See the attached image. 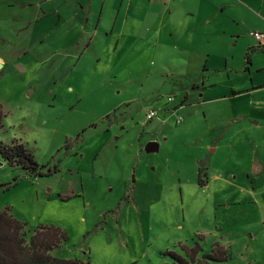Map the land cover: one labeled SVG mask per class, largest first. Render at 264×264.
I'll return each instance as SVG.
<instances>
[{
  "label": "rangeland",
  "instance_id": "374dc122",
  "mask_svg": "<svg viewBox=\"0 0 264 264\" xmlns=\"http://www.w3.org/2000/svg\"><path fill=\"white\" fill-rule=\"evenodd\" d=\"M127 10L118 46L119 34L100 33L80 59L62 62L14 56L21 44L5 37L17 31L3 30L0 18V142L24 144L51 171L28 177L0 156V186L13 184L0 192V209L25 223L29 238L40 227L66 232L53 252L60 259L172 264L170 252L200 246L201 258L231 241L232 263L260 264L264 186L256 204L245 186L226 183L248 168L251 145L264 147L254 121L225 135L232 90L251 83L247 41L231 40L233 26L172 35L145 4ZM205 51L211 57H199ZM257 63L264 53L252 56V73ZM154 108L159 115L148 122ZM150 142L159 150L148 152Z\"/></svg>",
  "mask_w": 264,
  "mask_h": 264
},
{
  "label": "crops",
  "instance_id": "0c3cea01",
  "mask_svg": "<svg viewBox=\"0 0 264 264\" xmlns=\"http://www.w3.org/2000/svg\"><path fill=\"white\" fill-rule=\"evenodd\" d=\"M138 3L145 4L150 15L157 14L161 21L160 29L166 25L167 31L172 32V35L190 31V28L193 31L202 26H207L208 31L226 32L233 26L235 31L231 40L244 37L248 48L246 54L257 48L250 32L264 33V0H0V18L4 25L1 28L7 30L5 28L9 26V30H15V33L17 31L14 36L5 37L6 43L21 44L14 56L26 58L27 61L31 52L35 53L36 58H45L46 62L76 60L92 47L94 39L100 33L107 36L119 34L116 43L118 46L128 26V20H123L120 24L123 8L126 5L128 12ZM119 24L122 27L120 31ZM91 31L93 35H90ZM245 31L248 32V37L244 36ZM37 47L44 49L39 50ZM198 53L203 59L211 57L210 51ZM256 53L263 54L264 51H254L250 63L247 62L244 69L251 74V83L244 82L241 88L233 89L230 95L234 101V110L226 123L228 128L225 135L234 125L240 126L247 121L256 122L252 133H264V112L260 111L261 101H264V76L257 77V73H264V63H257L256 73H252L250 69L252 56ZM20 69L25 71L23 67ZM263 148L261 143L254 147L251 145L248 168L243 171L242 176L236 175L226 181L231 186H245L243 193L247 195L248 201L255 200L256 204L262 194L260 188L264 186ZM232 174L235 175L234 172ZM259 218L263 226L261 237L264 239V212L260 211ZM232 244L228 241L223 245L229 250V254ZM262 256L264 259V255ZM254 262L263 264L264 261L255 259ZM230 263L242 264L232 263L231 255Z\"/></svg>",
  "mask_w": 264,
  "mask_h": 264
},
{
  "label": "trees",
  "instance_id": "16d2710c",
  "mask_svg": "<svg viewBox=\"0 0 264 264\" xmlns=\"http://www.w3.org/2000/svg\"><path fill=\"white\" fill-rule=\"evenodd\" d=\"M254 51L263 52L258 47L249 50L247 62L250 63ZM3 110L0 105V130L3 127ZM0 156L13 168H21L28 177H44L51 175V171L44 172L45 167L38 164L34 155L24 146L15 141L12 145L0 142ZM202 170L199 172V183ZM13 184L0 186L1 191H7ZM26 224L12 214L10 209H0V264H92L79 259L65 260L53 256V252L60 250L67 242L66 232L57 227H40L29 238ZM200 246L190 250L186 255L170 252L172 264H231L228 249L216 244L211 253L198 256Z\"/></svg>",
  "mask_w": 264,
  "mask_h": 264
},
{
  "label": "built area",
  "instance_id": "2783aa9c",
  "mask_svg": "<svg viewBox=\"0 0 264 264\" xmlns=\"http://www.w3.org/2000/svg\"><path fill=\"white\" fill-rule=\"evenodd\" d=\"M249 35L257 40V42H258V46L257 47L260 50H264V33L263 32H259V31H252V32H250ZM174 99H175V97L170 96L168 98V101L172 102V101H174ZM158 115H159V110L158 109H150V110H148V112L146 114V120L148 122L153 121L156 117H158Z\"/></svg>",
  "mask_w": 264,
  "mask_h": 264
},
{
  "label": "water",
  "instance_id": "95a60500",
  "mask_svg": "<svg viewBox=\"0 0 264 264\" xmlns=\"http://www.w3.org/2000/svg\"><path fill=\"white\" fill-rule=\"evenodd\" d=\"M146 150L148 152H156L159 150V144L157 142H150L147 146H146Z\"/></svg>",
  "mask_w": 264,
  "mask_h": 264
},
{
  "label": "flooded vegetation",
  "instance_id": "af4514ba",
  "mask_svg": "<svg viewBox=\"0 0 264 264\" xmlns=\"http://www.w3.org/2000/svg\"><path fill=\"white\" fill-rule=\"evenodd\" d=\"M164 110V109H163Z\"/></svg>",
  "mask_w": 264,
  "mask_h": 264
}]
</instances>
